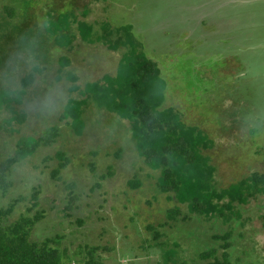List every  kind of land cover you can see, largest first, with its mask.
Returning <instances> with one entry per match:
<instances>
[{
    "label": "rangeland",
    "instance_id": "rangeland-1",
    "mask_svg": "<svg viewBox=\"0 0 264 264\" xmlns=\"http://www.w3.org/2000/svg\"><path fill=\"white\" fill-rule=\"evenodd\" d=\"M70 10L75 18L60 32L71 41L60 45L56 16ZM127 24L161 68L165 104L213 138L204 152L215 186L264 172V0H0V93L24 89L18 100L0 102V161L21 137L56 131L8 171L0 207L18 199L7 220L42 211L31 238L57 239L63 264H82L89 255L102 264H203L198 253L211 248L207 259L221 258L224 242L235 264H264V188L236 203L238 214L228 221L182 218L184 203L170 218L177 202L157 189L158 170L139 154L127 119L93 99L80 132L62 118L86 82L115 74L125 46L110 48L102 32L116 38V27ZM63 56L69 63L62 66ZM28 73L33 81L23 87ZM18 112L22 121L6 122ZM33 190L38 204L27 211ZM224 233L227 239L216 236Z\"/></svg>",
    "mask_w": 264,
    "mask_h": 264
},
{
    "label": "trees",
    "instance_id": "trees-1",
    "mask_svg": "<svg viewBox=\"0 0 264 264\" xmlns=\"http://www.w3.org/2000/svg\"><path fill=\"white\" fill-rule=\"evenodd\" d=\"M74 18L75 13L72 10L56 16L55 21L60 29H54L53 33L56 35V42L58 36L60 45H67L71 41L68 40V33L60 31L64 24L67 25ZM79 27L83 39L90 40L84 26ZM116 30V38H109L114 34L113 30L104 28L102 32V38L110 48L125 46L115 74H104L101 80L86 82L80 89L82 98H68L62 110V118L80 132L84 125V106L88 104V99H93L101 108L127 119L139 154L143 156L147 166L158 170L155 181L157 189L177 202L168 209V217H176L181 212L179 204L184 203L188 214H184L182 218L193 213L205 218L218 215L224 221L230 220L235 213L238 214L237 210L234 211L236 203H246L250 196L264 188V172L253 171L237 182L217 188L214 183L215 166L204 152L213 146V138L197 125L184 122L175 107L165 104L166 80L161 68L154 59L145 54L141 41L133 35L132 26L120 25ZM68 63L66 56L60 59L62 66ZM68 75L72 79L76 78L75 75ZM32 81L33 73H28L21 83L25 87ZM78 87L75 83L71 86ZM23 91L24 89L3 90L0 93V102L18 100ZM24 117V113L18 112L6 122L10 123L13 119L22 121ZM48 131H51L48 135L44 133L38 138L31 135L21 137L15 153L0 161V188L3 192L8 188L7 173L12 165L34 152L40 144H47L53 139L55 129L52 127L46 132ZM64 165L65 161H61L57 168ZM130 184L137 185L133 182ZM30 197L34 201L32 207H27V211L38 204L37 190H33ZM14 199L8 205L0 207V264H63V252L57 239L50 236L40 240L31 238L32 229L42 217V211L36 209L32 214L22 213L14 220H7L18 198ZM71 206L72 203L67 204L68 208ZM149 227L155 229L153 225ZM160 234L159 230H155V238H159ZM228 234L216 236L227 239ZM222 245L221 258L214 256L207 259L215 254L211 248L199 252V258L206 259L203 264H235L228 255V242ZM92 251L88 252L93 254ZM82 264L102 263L89 255Z\"/></svg>",
    "mask_w": 264,
    "mask_h": 264
}]
</instances>
